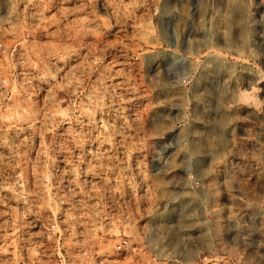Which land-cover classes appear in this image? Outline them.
<instances>
[{
  "label": "rangeland",
  "instance_id": "1",
  "mask_svg": "<svg viewBox=\"0 0 264 264\" xmlns=\"http://www.w3.org/2000/svg\"><path fill=\"white\" fill-rule=\"evenodd\" d=\"M0 42V264H264V0H0Z\"/></svg>",
  "mask_w": 264,
  "mask_h": 264
},
{
  "label": "built area",
  "instance_id": "2",
  "mask_svg": "<svg viewBox=\"0 0 264 264\" xmlns=\"http://www.w3.org/2000/svg\"><path fill=\"white\" fill-rule=\"evenodd\" d=\"M0 50L6 52L7 49L4 46V43L0 42ZM128 246V240H121L117 246V251H125Z\"/></svg>",
  "mask_w": 264,
  "mask_h": 264
}]
</instances>
